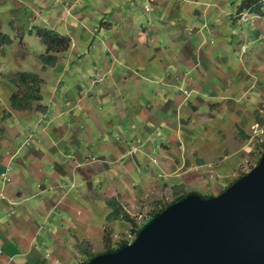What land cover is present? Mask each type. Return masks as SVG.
<instances>
[{
    "label": "crops",
    "instance_id": "1",
    "mask_svg": "<svg viewBox=\"0 0 264 264\" xmlns=\"http://www.w3.org/2000/svg\"><path fill=\"white\" fill-rule=\"evenodd\" d=\"M50 1L46 0L48 4ZM99 1L100 6L89 4L87 13L76 14L74 24H68L75 30L82 25L83 33L77 35L79 40H84L86 35V43L79 52L75 46L81 43L76 41V37L65 31V34L60 33L57 27V30L54 29V25L45 27L73 39L66 50L71 51L69 63L77 60L86 62L85 66L90 74L86 73L84 82L103 83L98 89L94 87L88 93L87 89L79 85L89 95L90 101L94 102V99L100 97L106 104L114 97L121 102L117 107L119 111L125 116L129 114L132 120L133 117L136 118L134 122H148L149 125L154 123L177 131L180 128V115L186 117L181 118L182 127H185V123L191 124L192 121L195 122V116L202 115L199 113L200 107H206L204 115L214 114L216 107L222 104L218 101L222 99H227L224 103L231 108L233 120L237 121L238 115L244 114L243 103L245 100L247 102L248 98L245 97L250 91V88L244 89L241 86L244 77L239 80L235 72L229 69L226 71L204 64V46L209 42L205 38L204 29L210 27V31L215 32L212 20L220 15L219 11L212 13L204 0H149L158 3V7L152 16L144 18L135 7L140 0ZM169 3L175 5V8L177 6L178 10L173 21H182L177 27L179 31L175 32L177 37L168 31L164 35L167 40L161 43L159 33L162 34V31L155 23L160 18H171L174 11L167 12L171 9L167 7ZM216 6L220 9L219 5ZM163 7L166 9L164 12ZM82 9H86L85 6ZM56 16H51L54 23L61 20ZM109 20L114 28L105 23ZM60 22L62 24L63 20ZM68 32L72 34L71 27H68ZM221 46L225 47L227 44L222 43ZM198 55L201 60L193 59ZM58 61L52 67L57 74L62 70L58 69L62 65L59 55ZM63 72L60 76L56 74L57 85L63 82ZM239 88L243 89V93H239L240 97L233 93V90ZM61 93L58 92L57 99L61 102L63 100L66 106L56 101L53 109L47 103H41L44 105L42 111L14 110L11 112L12 117L19 113L36 115L37 121L28 126L19 121L9 125L8 120L12 118L9 116L2 126L0 264H76L85 260L92 248L90 246L96 245L97 239L102 237V232L98 231L109 220H113L110 217L113 208L122 205L116 197H113L117 201L114 206L110 205L113 198H98L97 190L102 186L101 183L97 184L96 179L99 174H106L107 171L102 165V171L97 172L95 164L85 162L89 156L96 155L93 151L103 150L107 156L102 152L100 156L103 154L115 162L116 165L113 164L111 168L113 175H118L123 180L131 178L135 181L133 176L141 163L138 160L133 165L130 153L135 154L139 149L137 152L132 148L127 150L125 144L117 142H107L98 148L96 137L91 136L92 124L97 122H92V116L84 123L79 120L83 114L91 115L93 110L97 111L95 104L87 102L85 105H77L74 98L68 97V93ZM42 96L40 102L48 99L43 94ZM73 100V104L69 102ZM105 108L104 105L103 109ZM216 112L221 113L222 110ZM171 113L177 119L171 120L168 116ZM41 119H47V123L42 125ZM237 127L239 135L246 137L243 128L240 125ZM36 129L39 137H35ZM95 129L94 135H97V127ZM224 129V126L217 127L216 132L222 133L220 130ZM205 130L211 132V128ZM148 152L149 149H144L143 154H149ZM64 180H71L69 189L63 188ZM93 181L96 182V187ZM85 184L89 188L80 190ZM98 201L105 208L104 215L102 214L104 220L99 224L96 215Z\"/></svg>",
    "mask_w": 264,
    "mask_h": 264
},
{
    "label": "rangeland",
    "instance_id": "2",
    "mask_svg": "<svg viewBox=\"0 0 264 264\" xmlns=\"http://www.w3.org/2000/svg\"><path fill=\"white\" fill-rule=\"evenodd\" d=\"M89 1L51 0L50 5L46 0H0L1 30L3 33L9 34L13 40L12 44L0 46V119L7 112L15 110L11 109V95L14 92L23 93L25 90L23 85L16 88L10 83V79L16 78V74L20 71H34L42 78L41 92L48 99L43 102L35 101L34 109L36 110H44V105L41 103H47L53 109L58 101L61 102L57 97L59 91L68 93V97L74 98L77 105L92 102L87 93L94 87L98 89L103 83L84 82L86 73L90 74L89 69L85 66L86 62L77 60L75 63L73 61L69 63L71 51H62L56 53L62 62L58 69H62L60 73L64 71L63 82L61 85H57V73L52 70V67L56 65L48 66L45 70L42 69L43 63L40 55L47 53V48L35 29L36 27L43 29L46 26L49 28L54 25V29L57 30V27L60 33L65 34V31L72 37H76V41L81 45H77L76 42L75 48L77 52L81 51L86 43V35L84 40H79V36H77L80 32L83 33L82 25H79V29L75 30L68 24L70 22L72 25L74 24L73 20L76 14H84L85 11L87 13L89 4L100 6L99 0L95 1L96 3L94 0ZM204 1L207 2L206 5L210 6L212 13L220 12V15H216L214 21L212 20L215 32H211L210 27L204 29L205 38L209 41L208 45L204 46V64L208 63L212 68L220 67L226 71L229 69L231 72H235V76L239 80L244 77V81L241 80V86L244 89L250 88L245 97L248 100L243 103L245 105L244 114L238 115L237 121L233 120L231 108L229 105L225 106L226 103H224L227 99H222L223 101H218L222 104L220 103L221 105L216 107V111L222 110L221 113L215 111L214 114L204 115L206 107H200L199 113L202 115L195 116V122L192 121L191 124L185 123L187 124L185 127H182L181 118L186 117L180 115L178 117L180 128L177 131L154 123L149 125L148 122H134L136 118L133 117L132 120L129 114L125 116L119 111L117 107L121 102L114 97L109 99L111 103L106 104L103 98L94 99L92 104H95L97 111L93 110L91 115L85 113L79 120L84 123L89 116H92L94 119L92 122H97L92 124L91 136L98 138L95 139L98 148L107 142H109L108 144L111 142L123 143L127 146V150L132 148L137 152L139 149L135 153L136 155L130 153V157L133 165L137 164L138 160L141 164L136 168L134 173L136 175L133 176L134 181L131 178L123 180L118 175H113L114 171L111 168L113 164L114 166L116 164L112 162L111 158L103 155L105 154L103 150L93 151L96 155H91L86 159L87 164L96 165L97 172L102 171V165L107 171L106 174H99L96 179L97 184L101 183L102 186L97 190L98 198L110 200L116 197L122 204L123 215L121 216L128 214L133 222L122 217L109 220L104 228L98 231V233L102 232L100 235L102 237L97 239L96 245L90 246L92 248L89 249L90 253L85 260L76 264L87 261L91 255L102 253L107 248L114 249L122 242L132 243L137 237L138 226L149 218L152 212L173 203L182 194L191 192L202 195L221 194L237 179L257 166L264 154V13L257 15L247 10L240 12L239 7L243 4V0ZM262 3L264 4V0ZM216 5H219L220 9ZM84 6L86 9H82ZM135 7L136 11L146 18L156 12L158 3L140 0L137 1ZM167 7H171L167 11L168 13L174 11L171 18L165 17L164 20L160 18L159 22L155 23L162 31V34L159 33L161 43L167 40V36L164 35L168 31L177 37L176 33L179 31L177 27L181 25L182 21L181 19L173 21L178 12L177 6L175 8V5L169 3ZM162 10L164 12L165 7ZM53 15L59 16L58 19L63 20L62 24L61 20L52 22L51 16ZM84 17L88 18L87 15ZM114 21L118 24L117 19ZM105 23L108 24V27L114 28L111 20ZM68 27H71L72 34L68 32ZM31 30H34L32 34H30ZM71 41L73 43L72 38ZM222 43L227 46L222 47ZM175 49L172 48V50ZM193 59L201 60V57L198 55ZM66 64L68 65L63 67ZM74 75L76 76L74 77ZM249 75L250 77H248ZM94 80L98 81L96 78ZM79 85L87 89V93ZM240 92L242 94L243 89L233 90L236 95ZM211 99L216 102L215 99ZM74 100L69 102L73 104ZM192 101L195 103L194 100ZM61 104L66 106L63 100ZM104 105L105 109H103ZM222 106L224 107L221 108ZM20 114H16L15 117L10 115L12 118L8 120L9 125L19 121L24 126H28L34 121L36 122L38 118L36 115ZM168 116L171 120L177 119L173 113ZM190 118L193 119V116ZM41 120L42 125L47 123V119ZM4 121L0 122L1 128L5 124ZM152 121L154 120L152 119ZM156 122L158 121L156 120ZM237 123L243 128L246 137H243L242 134L239 135ZM93 125L97 127V135H94L96 129ZM222 126L225 127L224 130H220L222 133L216 132L217 127ZM209 128H211V132L205 130ZM35 131V137H39L38 130ZM30 134L33 136V133ZM144 149H149V154H143ZM101 152L103 154L100 156ZM112 171L113 173H111ZM93 184L96 187L95 181ZM62 186L64 189H69L71 180H64ZM88 188L89 186L85 184L80 190ZM73 190H78V188ZM104 209L98 201L96 211L98 224L104 220ZM110 214L112 215V213Z\"/></svg>",
    "mask_w": 264,
    "mask_h": 264
},
{
    "label": "water",
    "instance_id": "3",
    "mask_svg": "<svg viewBox=\"0 0 264 264\" xmlns=\"http://www.w3.org/2000/svg\"><path fill=\"white\" fill-rule=\"evenodd\" d=\"M84 264H264V154L221 194L187 193Z\"/></svg>",
    "mask_w": 264,
    "mask_h": 264
},
{
    "label": "trees",
    "instance_id": "4",
    "mask_svg": "<svg viewBox=\"0 0 264 264\" xmlns=\"http://www.w3.org/2000/svg\"><path fill=\"white\" fill-rule=\"evenodd\" d=\"M264 4L262 3V0H244L243 4L240 5L239 10L242 11H249L250 13H254L257 15H263L264 11ZM1 23H0V46L2 45H8L12 44L13 40L9 34L3 33L1 30ZM38 35L41 37L42 43L47 48V53H42L40 55V59L43 63L42 69L45 70L48 66H54L56 65L58 61V57L56 53L66 51L69 49L71 45V38L68 36H63L60 33H58L55 30L43 28L40 29L38 27L35 28ZM34 31V30H33ZM33 31H30V34L33 33ZM41 78L40 76L33 71H20L16 74V78H11L10 83L15 86L16 88L19 87V85H23L24 92L23 93H17L14 92L10 97L11 107L15 110H32L34 109V102L35 101H41L43 99V96L41 94ZM42 107L41 105H39ZM44 107V106H43ZM11 115V112H7L3 115V117L0 119L1 121H4L7 117ZM260 121V120H259ZM3 128L0 127V135L3 134ZM242 132V131H241ZM185 194L180 195L177 197L174 201L180 199ZM173 201V202H174ZM116 199L113 198L111 200L110 205L116 203ZM169 205V204H168ZM167 206V205H166ZM166 206H162L158 209V211L152 212L151 215L154 213H157L159 211H162ZM113 208V211L111 212L112 215L110 217L112 218H120L122 217L125 220L133 222V220L130 218L128 214L122 213V207ZM140 226V225H139ZM138 226V227H139ZM125 243V242H122ZM120 243V244H122ZM110 250V248H107L106 251ZM104 251V252H106ZM95 254L91 255L90 257L94 256ZM86 262V261H85ZM85 262L81 263L84 264Z\"/></svg>",
    "mask_w": 264,
    "mask_h": 264
}]
</instances>
